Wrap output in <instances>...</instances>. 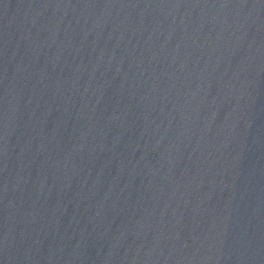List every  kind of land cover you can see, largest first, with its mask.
<instances>
[{
    "label": "water",
    "instance_id": "95a60500",
    "mask_svg": "<svg viewBox=\"0 0 264 264\" xmlns=\"http://www.w3.org/2000/svg\"><path fill=\"white\" fill-rule=\"evenodd\" d=\"M0 264H264V0H0Z\"/></svg>",
    "mask_w": 264,
    "mask_h": 264
}]
</instances>
